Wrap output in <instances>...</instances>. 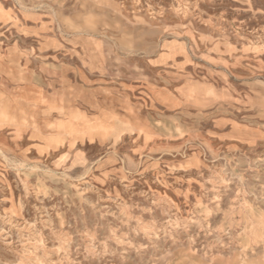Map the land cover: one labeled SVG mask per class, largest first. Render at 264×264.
I'll list each match as a JSON object with an SVG mask.
<instances>
[{
  "label": "rangeland",
  "instance_id": "obj_1",
  "mask_svg": "<svg viewBox=\"0 0 264 264\" xmlns=\"http://www.w3.org/2000/svg\"><path fill=\"white\" fill-rule=\"evenodd\" d=\"M0 264H264V0H0Z\"/></svg>",
  "mask_w": 264,
  "mask_h": 264
}]
</instances>
